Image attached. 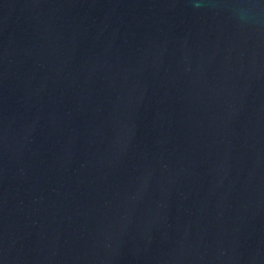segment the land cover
<instances>
[{
  "label": "water",
  "instance_id": "1",
  "mask_svg": "<svg viewBox=\"0 0 264 264\" xmlns=\"http://www.w3.org/2000/svg\"><path fill=\"white\" fill-rule=\"evenodd\" d=\"M0 264H264V0H0Z\"/></svg>",
  "mask_w": 264,
  "mask_h": 264
}]
</instances>
